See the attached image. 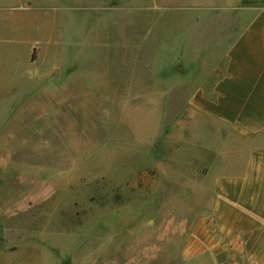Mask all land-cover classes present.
Masks as SVG:
<instances>
[{"label": "rangeland", "instance_id": "374dc122", "mask_svg": "<svg viewBox=\"0 0 264 264\" xmlns=\"http://www.w3.org/2000/svg\"><path fill=\"white\" fill-rule=\"evenodd\" d=\"M198 2L0 0V264L180 262L212 193L170 124L253 17Z\"/></svg>", "mask_w": 264, "mask_h": 264}, {"label": "crops", "instance_id": "0c3cea01", "mask_svg": "<svg viewBox=\"0 0 264 264\" xmlns=\"http://www.w3.org/2000/svg\"><path fill=\"white\" fill-rule=\"evenodd\" d=\"M243 2L224 0L219 7L253 17L236 28L229 23L235 34L212 79L200 76L170 124L176 142L201 152L212 193L178 264H264V5Z\"/></svg>", "mask_w": 264, "mask_h": 264}]
</instances>
